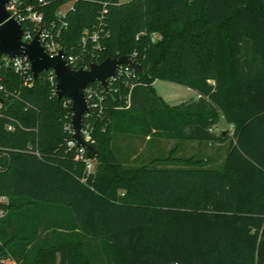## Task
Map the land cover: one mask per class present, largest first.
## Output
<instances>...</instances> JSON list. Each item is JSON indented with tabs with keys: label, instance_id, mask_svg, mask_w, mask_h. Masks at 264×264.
I'll list each match as a JSON object with an SVG mask.
<instances>
[{
	"label": "trees",
	"instance_id": "16d2710c",
	"mask_svg": "<svg viewBox=\"0 0 264 264\" xmlns=\"http://www.w3.org/2000/svg\"><path fill=\"white\" fill-rule=\"evenodd\" d=\"M23 1L67 55H126L142 71L91 84L88 171L50 72L29 79L0 60V240L15 261L0 264H264V0H78L63 17L65 0ZM156 79L200 96L171 105ZM120 133L177 143L137 163L117 152ZM187 140L224 157L178 154Z\"/></svg>",
	"mask_w": 264,
	"mask_h": 264
},
{
	"label": "water",
	"instance_id": "95a60500",
	"mask_svg": "<svg viewBox=\"0 0 264 264\" xmlns=\"http://www.w3.org/2000/svg\"><path fill=\"white\" fill-rule=\"evenodd\" d=\"M10 0H0V58L8 55L10 59L18 55L26 56L31 63V71L36 80L38 76L48 70H53L56 75V95L58 98H69L72 102L73 139L78 147H85L89 157L98 155L97 148L87 141L83 135L85 116L91 107L86 90L94 82H99L105 89L109 79L117 76L121 65H128L134 71L141 72L142 66L137 60L123 55L108 57L102 62H92L88 68L74 69L66 58L64 51L51 56L40 41V33L33 40L23 39L24 30L22 24L11 17L7 10ZM226 134V132H223Z\"/></svg>",
	"mask_w": 264,
	"mask_h": 264
},
{
	"label": "built area",
	"instance_id": "2783aa9c",
	"mask_svg": "<svg viewBox=\"0 0 264 264\" xmlns=\"http://www.w3.org/2000/svg\"><path fill=\"white\" fill-rule=\"evenodd\" d=\"M65 1L66 3L63 4L57 11V14L60 17L65 16L67 10L70 9L73 6V4L78 0H65ZM36 2L38 5H45L49 2V0H36ZM66 4H69V6H66ZM7 10L10 12L11 17L16 18L21 24L22 22H27L26 27L23 28L24 30L23 39L25 41L33 40L34 37L38 33H40V41L42 45L44 46L45 50L51 56L58 55L60 50H63L64 51L63 57L67 59L69 64L72 66V68L79 69V68H88L90 66L85 62L83 58L80 59L76 55L66 54L61 44L55 38V35L53 31L51 30V28H48V26L46 25V22H44L43 13L35 9V6L32 3H30L29 1H23V0H10L9 3L7 4ZM155 36L157 37L158 35H155ZM97 37L98 35L96 33L92 35V38L94 39H96ZM82 41L86 42L85 36H83ZM131 58L134 59L133 57ZM0 60H3L6 65H10L16 72H19L23 75H27L29 79H34L33 73L31 71L30 60L26 56L18 55L15 58L10 59L8 55H5V56H2ZM92 62H94V60H91V63ZM48 71L50 72L49 78L52 81V83L55 85V93H56V85H57L56 75L53 70H48ZM124 72L126 74L133 75V76L135 75V73H137L130 66L121 65L119 68L118 74H122ZM1 87L2 86L0 85V88ZM86 94H87V98L89 101V98L92 95L97 94V92L90 85L86 90ZM68 100L71 102L69 98ZM89 105L91 107L90 102H89ZM0 107H1V102H0ZM67 127L74 134L73 124L72 123L68 124ZM13 128L14 126L12 124L8 125V129H13ZM83 135L87 141L90 140L91 136H90V132L87 127L83 128ZM67 145L69 147H74V146L77 147L78 157L86 162L88 171H92L94 169L95 163L93 162V158L88 156L87 149L85 147H78L77 142L73 139V137L70 140H68ZM9 201H10L9 197L7 195H0V219L4 218L7 215ZM7 259L13 260V258L10 255H4L3 243L0 240V262H4Z\"/></svg>",
	"mask_w": 264,
	"mask_h": 264
},
{
	"label": "rangeland",
	"instance_id": "374dc122",
	"mask_svg": "<svg viewBox=\"0 0 264 264\" xmlns=\"http://www.w3.org/2000/svg\"><path fill=\"white\" fill-rule=\"evenodd\" d=\"M66 6H69V4H66ZM155 87L157 91L167 99V89L172 88L170 89V92L174 95V97L172 99H168V101L172 104H177L184 100H187L196 92L195 90L182 84L163 79H156ZM224 122H219L215 127V131L217 133H220L222 131L227 132L231 129V127ZM176 143L177 140L175 139L160 137L159 135L155 134L142 138L140 136H135L132 134L120 133L118 135V138H116V140L114 141V146L120 156L126 157V159H131L132 162L139 163L143 158L148 160L150 157L156 155H168L171 148H173ZM222 147L223 145L218 143L205 144L187 140L179 143L178 154H199L207 158L208 162L213 159V162H211L218 164L224 157V148ZM94 161L95 160H93V162Z\"/></svg>",
	"mask_w": 264,
	"mask_h": 264
},
{
	"label": "crops",
	"instance_id": "0c3cea01",
	"mask_svg": "<svg viewBox=\"0 0 264 264\" xmlns=\"http://www.w3.org/2000/svg\"><path fill=\"white\" fill-rule=\"evenodd\" d=\"M168 81V80H167ZM155 82H156V80L153 82V85H154V87H155ZM172 82V81H171ZM176 83V82H175ZM179 84V83H178ZM155 89H156V87H155ZM170 89H172V88H170ZM170 89H167V92H168V99L170 98V99H172L173 97H174V95L170 92ZM157 90V89H156ZM158 92V91H157ZM159 93V92H158ZM160 94V93H159ZM161 96H162V98L167 102V103H169V104H171V105H177V104H180V103H183V102H187V101H190V100H196V99H198L199 98V93L196 91L189 99H187V100H184V101H182V102H180V103H177V104H172V103H170L169 101H168V99L165 97V96H163L162 94H160ZM225 121V119L224 118H222L221 120H220V123H222V122H224ZM224 123H227L226 121L224 122ZM229 125V124H228ZM230 127H231V125H229Z\"/></svg>",
	"mask_w": 264,
	"mask_h": 264
}]
</instances>
